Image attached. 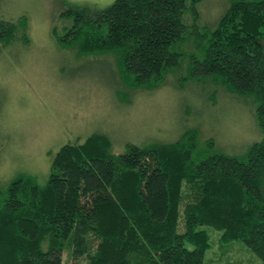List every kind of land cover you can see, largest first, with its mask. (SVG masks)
<instances>
[{"label": "trees", "instance_id": "obj_1", "mask_svg": "<svg viewBox=\"0 0 264 264\" xmlns=\"http://www.w3.org/2000/svg\"><path fill=\"white\" fill-rule=\"evenodd\" d=\"M114 1L70 6L58 44L79 56L119 52L123 84L154 90L190 40L203 56H190L189 78L253 98L261 138L243 158L198 161L193 130L122 154L101 135L65 144L44 187L21 175L0 193V264H204L209 228L264 264V0H227L212 29L199 24L196 0ZM25 19H0V48L28 41Z\"/></svg>", "mask_w": 264, "mask_h": 264}, {"label": "rangeland", "instance_id": "obj_2", "mask_svg": "<svg viewBox=\"0 0 264 264\" xmlns=\"http://www.w3.org/2000/svg\"><path fill=\"white\" fill-rule=\"evenodd\" d=\"M114 2L0 0V19L26 18L28 39L0 48L1 195L21 175L35 176L44 187L58 149L94 135L107 138L111 152L122 154L133 144L175 143L193 130L196 161L213 153L243 158L261 138L253 98L211 84L198 86L189 78L190 56H203L190 40L177 43L175 50L183 57L179 68L154 90L123 84L119 52L79 56L58 44L53 31L60 35L70 25L63 15L70 6L101 10ZM195 4L199 24L210 29L228 5L227 0ZM208 233L204 264L261 263L244 242L224 240L212 228Z\"/></svg>", "mask_w": 264, "mask_h": 264}]
</instances>
